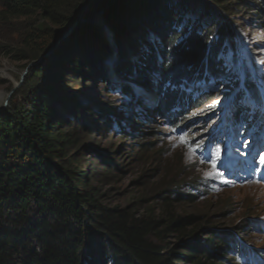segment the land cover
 I'll use <instances>...</instances> for the list:
<instances>
[{
	"label": "trees",
	"instance_id": "16d2710c",
	"mask_svg": "<svg viewBox=\"0 0 264 264\" xmlns=\"http://www.w3.org/2000/svg\"><path fill=\"white\" fill-rule=\"evenodd\" d=\"M90 2L91 0H0V21L39 15L54 25L67 29L73 18L89 7ZM117 3H120L119 11L113 6L102 16L106 26L115 34L118 59L124 60L115 66V72L127 80L130 77L136 78V82L145 89H156L161 99L154 104L158 107L155 112L165 116L166 122L176 123L179 115L185 113L183 111H187L186 115H189L198 109L203 103L200 91L205 87L213 89L212 84L215 83L220 89L219 94L212 96V100L223 95L249 100L246 102L248 107L243 101H239L237 105L228 103L224 106V114L221 116L225 118L218 119L221 123L224 122V127H234L242 118L250 117L251 108L255 109L256 115L263 116V97L257 92L254 81L239 79L238 82L233 78L221 80L220 83V74L226 69L223 64L225 62L216 59V52L224 47L226 39H233V34L226 25L218 23L224 18L214 16V10L236 14V10L242 8L256 19V23L264 31V0H120ZM178 6L183 11L192 13L189 21L182 22L187 18L185 14L188 15L183 11L181 17L176 16ZM68 10L70 12L65 16ZM195 11L203 12V16L197 17L199 23L193 25L194 22L191 21L196 17ZM125 13L131 14V24L122 20ZM61 14L64 16H60ZM96 22L75 30L72 38H66L53 50L52 55H56L58 60L51 59V56L45 57L38 64L42 67V70L39 69L40 74L53 80L68 73L85 75L89 60L102 57L101 54L109 47L106 34ZM132 25L143 31L136 38L129 36L127 30ZM153 28L163 30L165 35L160 31L154 33ZM34 36L35 33L31 31L26 35L24 43L32 41ZM55 38L56 35L49 44L39 48L35 59L54 45ZM135 40L143 48L134 49ZM166 40L167 49L163 50L164 46L160 49L161 43ZM228 45L234 47L235 41ZM0 54L13 59L29 60L22 58L21 54H13V50L7 45L0 46ZM100 69L104 68L101 66ZM101 75L103 82L112 83L108 76ZM232 76L239 78L238 74L231 73ZM150 81L152 84L148 85ZM121 87L133 97L136 106L140 98H137L136 93L132 94L133 89L124 84ZM248 88L255 90L249 91ZM36 93L37 99L32 108L12 104L0 111V264L226 262L225 256L230 253L229 242L239 238L226 230L224 235L216 236L212 221L205 215L180 213L177 210L180 203L193 204L196 197L176 191L182 187L177 178L163 180L157 191L155 205L142 212L137 211L134 205H108L103 188L87 180L82 166L76 162L78 159L70 152L81 146L83 141L76 132L80 125L74 127L69 122L70 113L84 111L95 117L96 112H100L101 105L95 100L89 106L84 104L82 98H74L51 85L40 88ZM185 106L187 107L184 108ZM141 115L140 113L139 116ZM109 119L110 117L106 118V121ZM111 120L108 122L114 123L112 126L117 129H121L125 123L129 124L123 120ZM85 126L83 124L80 128L84 129ZM173 126L177 129L180 127L177 123ZM150 144L152 143L149 142ZM147 146L144 143L139 152H143ZM103 158L106 162L102 164L99 176L114 179L119 168L109 162L107 157ZM215 229L218 232L222 230ZM240 234L241 228L237 232V235ZM202 235L213 237L206 239L201 238ZM173 237H177L180 244L170 242ZM198 237L200 240L197 241ZM179 245H182L181 249L177 248ZM239 251L240 248L236 249V253Z\"/></svg>",
	"mask_w": 264,
	"mask_h": 264
},
{
	"label": "rangeland",
	"instance_id": "374dc122",
	"mask_svg": "<svg viewBox=\"0 0 264 264\" xmlns=\"http://www.w3.org/2000/svg\"><path fill=\"white\" fill-rule=\"evenodd\" d=\"M120 3H116L114 9L119 11ZM182 11L181 6H178L175 10L176 16L181 17ZM236 11L238 13L228 14L223 13L224 11L219 9L214 10L216 14L214 16H217V18L222 16L224 18L218 22L226 25L233 34V39L232 37L230 38L232 40L226 39L224 47L220 50L219 56H217V59L223 60L227 66L226 71L220 74V77L227 78V80L231 78V73L243 74L246 71L249 72L245 74L247 77L251 75L255 77L257 73L264 72V31L256 23V19L246 13L245 10L238 8ZM69 12L68 10L65 16ZM183 12L188 13V15L185 14L187 18L182 21L185 23L189 21V16L192 13H189L188 10ZM194 15L196 17L192 16V18H195L191 22L196 25L199 23L196 18L203 16V12L195 11ZM60 16L64 15L61 14ZM123 19L129 24L132 22L130 13H125L122 17ZM148 21L152 24L150 19ZM96 23L106 34L109 47L101 54L102 57L98 56L96 59L89 60L85 75L68 73L58 80H53L49 79L48 76L41 75L42 67L35 65L29 69L24 82L18 86L24 70L31 62L37 60L35 55L39 48L49 44L53 36L58 35L64 29L39 15L7 22L0 21V46H10L13 54L18 53V55H22V58H29L27 61L13 59L0 54V109L3 107L8 93L16 85L18 87L9 98L5 109L12 104L19 107L29 106V108H32L33 103L37 99V90L48 85L64 91L74 98H82V101L85 102L84 104H89V106L93 101L97 100L99 105H101V113L96 112L97 116L95 117L88 115L84 111H82L84 113H78L77 111L70 113L69 122L74 127L79 125L81 127V125L86 124L84 129L79 127L76 130L80 137L83 138L82 145L72 149L70 152L75 156V159H78L76 162L82 166L87 180H90L92 184L97 183L103 188L108 205H134L137 211L142 212L147 207L155 205L157 191L163 180L177 178L180 180L179 184L182 187L176 191L183 194L190 193L196 197V202L193 204L180 203L177 208L180 213L205 215L212 221L213 228L222 229L218 232L214 228L213 232L216 233V236L224 235V230L230 232V229H232L235 232H240L239 229L243 228V238L244 241L249 242L247 246L250 251L242 257L236 256L232 253L234 243L230 241L228 244L230 253L225 256L226 262L224 264H264V184L261 183L260 175L253 183L247 180L250 183L249 185L223 183L213 188L212 186L222 179L212 174V165L222 168L221 155L228 148H230V152H227L231 157L234 154H242L243 150L241 149V152H238L237 149L233 148L234 145H231L223 148L221 155L217 156L216 151H214L207 161L201 156L202 153L197 146L198 141L191 144L189 139L194 136L201 140L207 134H210L205 132L202 121L198 120L197 117L203 118L210 115L216 103L221 106L231 97L224 95L223 99H213L208 104H203L202 108L194 111L190 110L192 112L189 115H186V113L179 115L176 123L177 125H182L179 127L180 129H177V127L173 126L176 123L166 122L165 116L158 115L154 111L149 112V110H154L155 93L143 88L136 82V78L130 77V80H127V78H123L115 72V66L119 65L120 61H124L123 59H118L116 54L115 34L110 27L106 26L103 17L101 20H97ZM127 30L132 38H136L138 33L143 32L139 31L136 25L127 27ZM31 31L35 33V38L32 41H28V43H24L26 35ZM153 31L154 33L160 31L162 35H165L163 30L153 28ZM73 36L74 33H71L67 38H72ZM232 41H235L234 47L228 45ZM164 43H161L160 49H163V46V50L167 49V40ZM138 47L143 48L142 44H138V41L135 40L134 49L138 50ZM211 47L212 44H210L209 48L211 49ZM129 49L134 51L132 47ZM52 54L53 51L48 57L51 56V59L58 58ZM243 56H251L253 60H242ZM255 63L260 66L259 69L256 68L254 70L252 67H248ZM101 66L104 68L103 70L100 69ZM98 73L108 76V80L110 79L112 83L110 81L103 82L101 79L102 75ZM133 75L138 74L133 73ZM122 84L128 85L133 89L132 94L136 93L137 98H140L139 104L137 103L134 106L133 97L122 90ZM219 89V87L216 88L215 90L217 91L211 93V96L219 94ZM210 103H212V106ZM225 104L228 105V103ZM210 106L211 108H209ZM253 110L254 108H251L249 112L255 114ZM140 113L142 114L141 116H139ZM108 117H110V121H112L111 119H117V121L123 120L129 124L125 123L122 125V130L120 128L117 129L114 128V125L112 126L114 123L108 122L109 120L106 121ZM169 117L172 118L171 116ZM260 117V114L253 115L250 121L246 118L248 121L246 129L248 131L252 130L262 118ZM212 118L224 119L225 116L218 115ZM195 125L199 126V131L192 130ZM183 126L185 127L183 128ZM209 126L210 128L212 127L211 125ZM202 132L204 134L199 138L197 134ZM256 136H258V133L254 132L250 142ZM246 140L248 141L249 139L247 138ZM149 142L152 144L149 145ZM144 143H147L148 148L144 149L143 152H139ZM202 144L203 142L199 143L200 146ZM262 151H264V148L260 150V152ZM251 155L254 157L255 152ZM103 157H107L109 162H113L119 168L114 179H103L99 176V171L103 167L102 164L106 162ZM260 163V165L263 164L261 161ZM239 165L242 164L240 163ZM97 179L100 180L96 182L95 180ZM251 226H253V229ZM210 236L212 235H202L200 237L208 239ZM198 240H200L199 237ZM170 242L180 244L177 237L170 238ZM194 242L196 241L194 240ZM177 248L181 249L182 245ZM253 251L257 256L252 254ZM258 258L261 259L259 260ZM246 261L248 263H245ZM177 264L182 263L179 262Z\"/></svg>",
	"mask_w": 264,
	"mask_h": 264
},
{
	"label": "bare ground",
	"instance_id": "6f19581e",
	"mask_svg": "<svg viewBox=\"0 0 264 264\" xmlns=\"http://www.w3.org/2000/svg\"><path fill=\"white\" fill-rule=\"evenodd\" d=\"M101 20V19H100ZM217 23V22H216ZM219 23V22H218ZM175 28V27H174ZM163 29V28H162ZM172 30V29H171ZM173 38V37H172ZM170 39V38H169ZM181 42V41H180ZM177 43V42H176ZM168 46V45H167ZM170 47V46H169ZM163 48V47H162ZM170 51V50H169ZM218 51V50H217ZM220 53V51L216 52V59H217V56H219L218 54ZM207 57V56H206ZM244 57V56H243ZM173 58V57H172ZM155 59V58H154ZM163 59V58H162ZM205 60V59H204ZM204 60H201V62H203ZM207 61V60H206ZM219 61V60H218ZM160 62V61H159ZM166 63V62H165ZM233 63V62H232ZM254 63V62H253ZM164 64V63H163ZM179 64V63H178ZM204 64V63H203ZM224 64V68L227 69L225 63ZM227 64V63H226ZM205 66V64H204ZM165 67V66H164ZM203 67V66H202ZM157 68V67H156ZM172 68V67H171ZM182 68V67H181ZM232 68V67H231ZM159 69V68H158ZM161 69V68H160ZM192 69V68H191ZM224 69V71H225ZM190 70V69H189ZM203 70V69H202ZM163 71V70H162ZM263 71V70H262ZM151 72V71H150ZM200 72V71H199ZM203 72V71H202ZM147 72H145L146 74ZM154 73V72H153ZM185 73V71H184ZM216 73V72H215ZM240 74V73H239ZM143 75V74H142ZM172 75V74H171ZM182 75V74H181ZM203 75V74H202ZM263 75H264V72L262 73H257L255 77H253L252 75L250 77H247L246 80H252L255 82V85H257V92L260 93L262 95V99L261 101L264 102V81H262L263 79ZM139 76V75H138ZM148 76V75H147ZM161 76V75H160ZM164 76V75H163ZM193 76V75H192ZM246 76V75H245ZM198 77V76H197ZM141 78V77H140ZM167 78V77H166ZM186 78V77H185ZM206 78V77H205ZM234 78V81H240L239 78L237 79V77L235 76H232L231 78L229 79H233ZM147 79V78H146ZM152 79V78H151ZM195 79V78H194ZM228 79V80H229ZM240 79H245L244 77L240 78ZM150 80V78H149ZM152 80H156V79H152ZM180 80V79H179ZM220 80V83H221V80H227V78H223V77H220L219 78ZM158 82V81H157ZM144 84V82H142ZM147 83V82H146ZM164 83V82H163ZM138 84H140L138 82ZM148 85H151V81L147 83ZM229 84V83H228ZM177 85V84H176ZM211 85V84H209ZM145 86V84L143 85ZM157 86V85H156ZM162 86V85H161ZM213 86V89L210 88V90L208 89L209 87H205L203 90H201V94H203L201 96V100H202V104L199 106V108H202L203 107V104L205 103H209L210 101H212V96H211V93L217 91L215 90L216 88H218V85L215 83V84H212ZM227 87V86H226ZM150 88V87H149ZM153 93H155L156 95V101L154 102V104L159 100L161 99L160 96H159V93L157 92L156 89L154 88H150ZM169 90V89H168ZM248 90L250 91H253L255 90L254 88H248ZM227 91V90H226ZM177 92V91H176ZM206 92H209V93H206ZM256 92V93H257ZM255 93V91H254ZM213 95H217V94H213ZM190 97V96H189ZM221 97V96H220ZM224 95L221 97V98H218V99H223ZM171 99V97H170ZM239 101H243V103H245V105H247L248 107V103L246 102H249V100L246 98V99H240V98H237V96H231L230 99H228L227 101H225V103H230V104H238ZM221 104V106H219L220 104L217 105V103L213 106V110L211 111L210 115L208 116H205L203 118H199V120L202 121L203 123V126H204V129H205V132H208L210 134H207L206 137H204L203 139L201 140H198L197 137H190V143L193 144L195 142L198 141V149H200V152L202 153V157L204 156H211L213 155V152L217 150V147H220L219 149H221L220 151H222L223 148H226V147H229L231 145H234V149H237L238 152H241V149L243 150L242 154L240 155H233L232 157L229 155L228 152H230V148H228V150L224 151V154L221 155V160L223 162V165L222 168L227 170H229V172H232L230 171V168H234V169H237V166H239V168H249V170L247 171L251 176L253 175V177H255L256 179L259 178V175H260V179H261V183L264 184V175L262 173H264V162H262L263 164L260 165V161H261V157L264 156V151L260 152L261 149L264 148V114L262 116V118L256 123L255 127L248 131L246 129V126H247V122L251 120V116L253 115H256V114H252L250 115V117L246 119L242 118V120L239 122V123H236L234 125V127H230V128H227V127H224L223 123H221V121H219L218 119H215V118H212L214 116H218V115H223L224 114V109L226 107V104ZM197 104V103H196ZM211 106H212V103H210ZM209 104V105H210ZM208 106V105H207ZM211 106L209 108H211ZM220 107V108H216V107ZM225 106V107H224ZM252 106H254V104H252ZM229 107V106H227ZM255 107V106H254ZM157 108L155 105H154V110L152 111H157ZM168 108V107H167ZM194 108V107H193ZM197 109V108H196ZM211 110V109H210ZM248 110V109H247ZM246 109H244V111H247ZM255 110V109H254ZM253 110V112H254ZM183 112H187V111H183ZM252 112H249V114H251ZM258 113H260L258 111ZM159 115V114H158ZM162 116V115H161ZM182 117V116H181ZM212 118V119H211ZM173 119V118H172ZM176 119V118H175ZM175 121V120H174ZM200 123V124H202ZM182 125V124H181ZM180 125V126H181ZM211 125L212 127L210 128ZM220 126V127H219ZM219 127V128H217ZM193 131H199L200 128L199 126L195 125L192 129ZM254 132H257L258 133V136H256V138L250 142V140L252 139L253 137V134ZM202 134H204V132L202 133H199L197 134V136L200 138V136H202ZM222 135H223V138H224V141H228L230 142L227 146H224L223 144V138H222ZM204 136V135H203ZM249 139L248 141L246 139ZM245 141H247L246 143H244ZM200 142H203L202 146L199 145ZM196 146V147H197ZM240 147V148H238ZM228 151V152H227ZM206 152V154H205ZM255 152V156L252 157L251 154H253ZM205 154V155H204ZM204 155V156H203ZM216 158V157H215ZM227 158V159H225ZM236 158V161H241L243 164H245L246 166H242V165H237V163H235L232 159H235ZM209 159V158H208ZM215 161V160H214ZM215 165V164H214ZM257 166H259V168H257ZM236 173V172H235ZM237 174V173H236ZM253 179V178H252ZM255 179V180H256ZM250 181V180H248ZM262 226V225H261ZM261 231V230H260ZM233 243H234V248L232 250V253L235 254L236 256H239L241 257L243 254H239V253H236V249L240 248L241 249V252H242V243L239 242V241H235V240H232Z\"/></svg>",
	"mask_w": 264,
	"mask_h": 264
},
{
	"label": "water",
	"instance_id": "95a60500",
	"mask_svg": "<svg viewBox=\"0 0 264 264\" xmlns=\"http://www.w3.org/2000/svg\"><path fill=\"white\" fill-rule=\"evenodd\" d=\"M118 1L119 0H91L89 7H87L86 9L84 8L83 11L79 14V16L74 17L73 21L70 23L67 29L62 30L61 33L56 35V38L54 40V45L47 52L41 54L37 60L31 62L27 66V68L24 70V72L21 75L18 86L24 82L29 69L35 65H38L45 57L50 55L51 52L56 47H58L71 33L79 29L80 27L87 26L101 19L102 16H104V14H106ZM250 58L251 57H245L244 59L246 61V59L249 60ZM243 74L244 75L248 74V72L245 71V73ZM18 86L16 85L13 89H11V91L8 93L6 97L3 107H1L0 110L5 109V106L7 105L9 98L11 97V95L14 93V91L17 89Z\"/></svg>",
	"mask_w": 264,
	"mask_h": 264
},
{
	"label": "snow or ice",
	"instance_id": "6c2138e0",
	"mask_svg": "<svg viewBox=\"0 0 264 264\" xmlns=\"http://www.w3.org/2000/svg\"><path fill=\"white\" fill-rule=\"evenodd\" d=\"M215 103V102H214ZM219 152H220V149L217 148L216 150V155L218 156L219 155ZM261 162H264V156L261 157Z\"/></svg>",
	"mask_w": 264,
	"mask_h": 264
}]
</instances>
